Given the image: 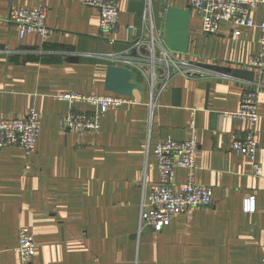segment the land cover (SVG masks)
I'll return each instance as SVG.
<instances>
[{"label":"crops","instance_id":"0c3cea01","mask_svg":"<svg viewBox=\"0 0 264 264\" xmlns=\"http://www.w3.org/2000/svg\"><path fill=\"white\" fill-rule=\"evenodd\" d=\"M166 0H153L157 28H163ZM118 29L103 34L100 12L79 0H0V118L39 112L37 149H0V264H22L17 251L19 230L34 235L36 254L30 264H262L264 258V71L255 79L204 70L175 74L152 97L148 76L111 54L128 53L133 40L145 35L146 0H119ZM169 5L187 6L186 0ZM47 9L51 37L20 36L8 21L10 6ZM254 27L233 36L232 24L205 35L192 10L189 50L195 64H247L261 49L264 7L252 11ZM130 54V52H129ZM76 59V60H75ZM133 71L142 99L110 107L100 129L84 135L68 132L62 118L70 111L92 112L87 102L70 103L58 96L116 94L105 88L108 67ZM258 91L257 161L230 150L234 134L252 128L227 115L240 109L246 90ZM197 138L195 182L210 186L214 204L193 207L157 232L140 231L143 203L159 182L155 148L166 138ZM188 180L177 168L174 186ZM255 211L244 209L247 198Z\"/></svg>","mask_w":264,"mask_h":264},{"label":"built area","instance_id":"2783aa9c","mask_svg":"<svg viewBox=\"0 0 264 264\" xmlns=\"http://www.w3.org/2000/svg\"><path fill=\"white\" fill-rule=\"evenodd\" d=\"M100 12V30L103 34L115 32L118 29L119 0H79ZM192 10H196L202 20V31L205 35H215L219 32L222 22H229L233 28V36L241 34V28L254 27L251 13L258 7H264V0H186ZM170 0H166L165 9ZM164 9V11H165ZM47 9H27L10 6L8 21L16 26L23 38L26 34H37L43 40L51 37L53 31L47 25ZM146 34L139 36L131 43L130 50L124 55L111 54L114 59H121L129 67L134 66L144 72L151 85L152 97L155 95L156 82L160 89L164 88L175 74H200L203 68L184 55L172 50L166 43L164 28H157L153 12V0H146L143 12ZM261 31V49L245 67L264 71V22L258 24ZM130 52V54H129ZM71 104L87 102L95 106L92 112L70 111L62 118L64 130L78 135L97 132L100 129L101 116L110 108L118 107L132 100L120 94L86 95L67 93L58 96ZM258 91L246 90L242 97L240 109L228 113L231 117L245 119L252 128L244 135L234 134L230 150L248 157L252 161L253 174L263 175L262 165L257 161L258 134L255 125L259 121ZM40 119L37 108L30 106L28 113L21 118H0V149L19 146L29 153L37 149L40 134ZM192 135L186 140L173 138L161 140L156 148L159 170V182L147 195L143 203L140 217V231L145 226H152L157 232L168 226L179 214L188 212L193 207H208L214 204L213 190L210 186L195 182L197 169L198 138L194 121L191 123ZM188 171V180L179 188L174 186L177 168ZM255 200L251 197L245 200L244 209L255 211ZM22 264H30L36 254L34 235L26 226L19 230V245L17 248ZM264 264V258L262 259Z\"/></svg>","mask_w":264,"mask_h":264},{"label":"water","instance_id":"95a60500","mask_svg":"<svg viewBox=\"0 0 264 264\" xmlns=\"http://www.w3.org/2000/svg\"><path fill=\"white\" fill-rule=\"evenodd\" d=\"M191 14L192 8L189 4L185 7L169 5L164 11L163 28L166 43L169 48L182 54H187L189 50ZM197 65L213 73L229 74L238 79L251 81L255 79L254 69H249L244 65L225 66L203 62H199ZM132 78L133 71L130 68L111 65L108 67L105 88L109 92L132 96L135 100H141V87L132 82Z\"/></svg>","mask_w":264,"mask_h":264},{"label":"bare ground","instance_id":"6f19581e","mask_svg":"<svg viewBox=\"0 0 264 264\" xmlns=\"http://www.w3.org/2000/svg\"><path fill=\"white\" fill-rule=\"evenodd\" d=\"M179 53V52H178ZM180 54H182V53H180ZM182 55H184V54H182Z\"/></svg>","mask_w":264,"mask_h":264}]
</instances>
